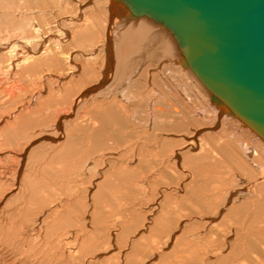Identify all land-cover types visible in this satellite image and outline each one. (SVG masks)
<instances>
[{
	"label": "bare ground",
	"instance_id": "bare-ground-1",
	"mask_svg": "<svg viewBox=\"0 0 264 264\" xmlns=\"http://www.w3.org/2000/svg\"><path fill=\"white\" fill-rule=\"evenodd\" d=\"M0 112V142L4 135L0 146L13 144L12 140L22 146L19 152L10 153L17 154L16 161L9 154L17 171L14 182L18 183L20 171L45 149L46 167L58 178L71 172L80 183L90 184L92 196L87 197L92 201L87 198L88 203L97 208L94 216L91 213V226L86 218L80 220L82 215L78 217V223L88 228L76 226L79 234L83 230L85 236L96 229L105 232L100 222L99 227L94 224L107 215L121 222L113 223L116 229L110 232L117 240L121 237L120 245L128 247L136 239L142 243L161 224L172 231L165 242L166 249L172 248L170 254L183 250L185 239L192 236L218 246L220 241L234 246L243 242L239 252L234 249L232 264H264V137L203 82L176 32L163 20L122 0H0ZM190 126L208 132L198 138L200 129L188 136L184 131ZM48 143L50 148H46ZM219 161L226 163L225 169L218 168ZM232 165L234 173L243 172L239 179L233 174L235 184L226 178V168ZM184 174L188 180L179 184ZM163 178L174 180L178 187L174 190L169 187L173 182H165L158 194L156 188L155 194L150 189L152 193L144 191L143 195L132 189L142 184L162 186ZM228 183L233 188L228 189ZM77 195L67 202L63 199L64 208H72L74 201L83 204L76 200ZM147 200L150 202L143 204ZM55 207L47 206L48 218L37 217L29 232H21L22 239L20 232L15 233L16 240H22L25 247L43 237V227H48L47 242L55 245L51 254L74 257L77 249L72 235L53 229L65 215ZM247 212L248 225L257 228L254 239L247 238L249 242L242 236L243 229L236 227L239 224L230 225V230L226 226ZM131 227H137V232L132 233ZM231 237L236 239L232 242ZM102 238L104 242L106 237ZM62 241L63 246L59 245ZM32 247L33 253L45 249L38 243ZM162 253L153 258L147 253L142 264H153ZM210 258L219 262L224 257L213 252ZM66 260L62 263L69 264Z\"/></svg>",
	"mask_w": 264,
	"mask_h": 264
},
{
	"label": "rangeland",
	"instance_id": "rangeland-1",
	"mask_svg": "<svg viewBox=\"0 0 264 264\" xmlns=\"http://www.w3.org/2000/svg\"><path fill=\"white\" fill-rule=\"evenodd\" d=\"M103 23H104V25L107 23L105 21V19L103 20ZM9 78H10L9 83H12L13 82V80L11 81L12 77L10 76ZM0 114H1V112H0ZM201 127H204V126H201ZM197 129L198 130L195 131L194 128H191V126H190L187 129H185L186 131H184V133L185 134H188V136H189L190 132H192V131L198 132L201 128L198 127ZM199 132H201V133H197L198 134L197 135L198 138H200L204 133L208 132V130H205L204 128H202L201 131H199ZM2 139H4V135H3V138L1 137V142L0 143H2ZM12 142H13V144L11 142L9 144L10 147H9L8 144H7V146L6 145H3V147L0 146V150H2V148H4L2 150V152H0L3 156H5L6 154L9 155L11 152L12 153L13 152H17V151L19 152L21 150L22 146L19 148V146H17L18 145V142L16 143V142H14V140H12ZM15 144H16L18 150H17L16 146H14ZM48 147H49V143L46 145V148H48ZM14 150H16V151H14ZM44 150L45 149H42L40 152H38L32 158L33 160L35 159L34 160L35 162L31 159L33 162H30V164H29L28 167H25L23 170L20 171L19 176H18L19 177L18 178V183L14 182L15 181L14 180L15 179V176L17 174V171H15L16 167L14 165V161H16V159L18 158L17 154H15V155L14 154H10L12 157L13 156H16V157H13L15 160L13 158L11 159V156L10 155H9L10 158H8L9 156H7V155L5 157L0 156V201H1L0 202V234H1L0 235V264H58V262H59V264H64V263H62V261L65 262L66 257H67V260L66 261H68L69 264H84V263L85 264H122V261H125V262L127 261L128 262V263L126 262L127 264H135L136 262H137V264H142L148 258H153L151 256H154L155 257L156 256V253L158 254L160 252H163L161 254L162 257L157 258L158 260L154 261V263H157V264H173L175 262V264L176 263L181 264V261H182V264H218V263L219 264H232V262L234 260L233 259L234 249L237 248V250L239 252L243 248V246L241 245L243 242H241L238 246H234V244H227V243H224L223 241H220L219 243H216V244H219V246H218V245L213 244L212 242H207V241H201V242L199 241L198 242L197 240H199V238L192 239V236H191V238H186L185 241H184V243L182 244V247H184L183 250H181V249L178 248L177 251H176V253L170 254L172 248H170V245H169V249H166L167 243H165V242H168L169 235H170V233L172 231L171 230L169 231V229H167L169 227L168 225H165V227H163V226L161 227V224H159L160 227L155 232H153V235L152 234H151L152 236L151 235H148V237L146 238V240H144L142 243H138L137 242V239H136L134 241V243L133 242H131V244L128 243V247H127L123 243H121L122 245L119 244V240H120V242L123 241V240H121V237H118L117 236L118 239H119V240H117L116 238H113L114 235L111 234L112 233L111 231H113V229H116V228H113L112 227L113 225L116 227V225L113 224V223H117V224L120 225L121 222H116V218H113V217L112 218H108L107 215H105V217L101 221L100 220L98 221L96 219L97 220L96 221L97 223L95 222V224H94V226H98V227L102 224L101 225V228H103V229L106 228L108 230V231H106V229H105V232H104L103 230H101L99 228L100 231H103V232H101V233L104 234V235L102 234V236H105L107 238V236L109 235V237L107 239L105 237H103V238L101 237V233H100V231L98 229H96L95 231L92 232L91 231V228H90L89 231H91V233H88L87 236H85L86 234H83V233H85L84 230H83V232L81 231L82 233L80 232L82 234L81 235V234H79V230L78 229L85 228V229L88 230V228L87 227H82L83 223H80L81 221L78 223L79 218H80V220H83V221L86 218L85 221L87 220V223L89 222V225H90L91 224L90 223L91 221H89V220L91 219L90 218L91 213H92V216H94L93 215L94 214V211L93 210L95 208H97L95 203H94L95 204V207H94L93 203H90V204L88 203L89 200L92 201L91 198L87 197L88 194H90V197L92 196V193H90V191H89V185L90 184L89 183H87V184L80 183L79 180H78V177H76L75 174L72 175L71 172H67L66 175H63L64 177L61 176L60 178H58V176L55 174V172L53 170H50L49 169L50 167H46V163L45 162H47L48 160H47V158H45L46 156L44 155L45 154L44 153L45 152ZM4 152H6V153L3 154ZM167 152H169V150ZM173 152L175 153L174 150H172V152L170 151V153H173ZM174 153L173 154H170L171 157H173ZM170 155H168V156H170ZM28 159H29V157H28ZM225 165H226V163L224 164V163H222L220 161L217 164V166H218L219 169H220V167L222 169H225ZM33 167L35 168L34 171H33ZM29 168H31V169H29ZM230 168H233L234 169V166L232 165L230 167H227L226 168V171L229 170V171H227V172H229V174L226 175V173H227L226 172L225 175L228 176V177H226L228 180L231 179L230 180L231 183L233 182V184H235V182L237 181V179L235 180L233 176L236 175V177L239 179V175L238 174L241 175L243 172L242 171L239 172V171L236 170L235 173H234V171H231ZM222 169H220V170H222ZM36 170H38V171H36ZM220 172H225V170L224 171H220ZM186 175H187V173H186ZM186 175L184 174V176H182L180 178L181 179L180 180L181 182L178 181V182H180L179 184H181V183L184 184L185 182H187L188 178H187ZM35 176L37 178H35ZM38 176L40 178V181H39ZM66 176H67V178H66ZM44 177H46L45 180H44ZM242 177H243V174H242ZM33 179H35V182L32 181ZM233 179H234V181H233ZM162 180H163V182H161V185H162V183H165V182H168V183H170V182L172 183L173 182L172 184H170L171 186L169 185V187H171L172 189H174V187L177 188L178 185H179L178 184L176 186V184H174V180L173 179H172L173 181H171V179H168L167 180V178H163ZM36 181H38V183ZM13 183H14V185H13ZM74 183H77V186H73ZM231 183H228L227 184L229 186L228 189L229 188H233V187H231L233 185ZM164 185H166V183L162 185L163 187L162 186L147 187L146 184H142L141 186H139L140 188L138 186H135V187L133 186L132 189L135 188V190L140 191L139 195H141V194L143 195L144 191L145 192H148V193L149 192L152 193V191H153L154 194H155L156 193L155 191H156V188H157V193L156 194H158V191L159 190L165 189L164 188L165 187ZM32 186H34V187H32ZM86 186H88L87 189H86ZM77 187H78V189H77ZM158 187H160V188H158ZM150 189H152V191ZM70 190H71V192H69ZM84 190H85V192H84ZM86 190L88 192H86ZM141 191H142V193H141ZM72 192L74 194H71ZM75 192H76V195L78 193L76 200H78L79 202L80 201H83L84 203L86 202V205H87V203H88V205L87 206L85 205L86 206L85 207L83 205L84 203L83 204H82V202H80V203L77 202L76 203L74 201V203L76 205H78V206L74 205L73 202H70V203H73L72 204V208L73 209L71 208L70 205H69L70 208H69V206H66L64 208L65 205L63 204L64 205L63 206L61 203H64V201H66L67 199L69 200V199H72V198L76 197ZM68 194H69V196H68ZM81 194H83V195L81 196ZM85 198H86V200H85ZM87 198H89V200ZM63 199H64V201H63ZM57 200L60 201L59 204H61V206H63V208L62 207L61 208L59 207L60 205L57 203ZM3 201H4L5 204L3 203ZM148 202H150V201H148V200L147 201H144L143 204H146ZM8 203H9V205H8ZM66 204H68V203H66ZM54 205L55 206H58L59 207V208L57 207L58 210L59 209L61 210V211L59 210V212L61 214H65V215H63L62 220H60L59 223H58V225H56L53 229H55V231L58 232V233H60V234L61 233H64V234L67 235V234L70 233L69 236L72 235V242L74 240V242H73L74 244L73 245L76 247V249H77L76 251L79 252V253H76L75 254L76 251H74V255H75L74 257L72 255L69 258L66 255L65 257L64 256H62V257L60 256L58 258H55L53 256L54 252H53V254H51L52 253V250L54 249V246L55 245H53L54 243L47 242L48 235H47L46 232H47V228L48 227H43V230L45 231V234L43 235V237H41V236L38 237V241L40 240L39 242L38 241H36V242L34 241L32 243H26V244H29V245L31 244V245L30 246L29 245H24L25 247H22V242H20V241H22L20 239H22L23 234L25 232H27V231L29 232L30 228L33 227V224H34L33 222L35 221V219L37 217L39 218V216L40 217H43L44 216V217H47L48 218L47 215H49L48 214L49 212H48L47 206H49V208L53 209L55 207ZM73 205H74V207H73ZM80 205L83 206V207H80L79 208ZM186 206H191V205L188 204ZM85 208H88V209H85ZM64 209L66 210V212H65ZM184 209H186V208H184ZM63 210H64L65 213L62 212ZM82 210L84 212H86L87 215H85L84 212H83L84 213L83 214L81 212ZM91 211H93V212H91ZM57 213H58V211H56V214ZM240 214H242V213H240ZM58 215H59V213H58ZM81 215H82V217H79ZM237 216H238V214L235 217H237ZM244 216H245V218H244ZM249 216H250V212L249 213L247 212L243 216L240 215L239 216L240 218L237 217L233 221H230L228 225H226L229 228L230 225H235L236 226V224H239L236 227H240V228L243 229L242 230V232H243L242 233V236L244 235L243 236L244 239L246 237V239H245L246 242H249V241H251V240L254 239L255 235H253V234L257 230V228L254 227L253 225H248V221L247 220H249V218H248ZM107 219H109L110 222ZM237 219H238V221H237ZM240 219H241V221H243V224H240ZM128 222H129V220H128ZM161 223L163 224V222H161ZM48 224H49V222L47 221V225ZM96 224H98V225H96ZM240 225H242V226H240ZM76 226H79V228L77 229ZM108 227H109V229H108ZM253 227L256 228V229H250V228H253ZM135 228H134L135 229L134 230L131 227L130 231L133 230L132 233L133 232L136 233L137 232V227H135ZM117 230H118V228H117ZM229 230H230V228H229ZM73 231H74V234H73ZM98 231H99L100 234L98 233ZM250 231H252L253 233L250 232ZM18 232H20V233L21 232H24V233H21V235L19 233V235H20L21 238L18 237L20 239L19 240H16V238H17L16 235L18 234ZM94 232H96L98 235H100V238L98 237V235L95 237ZM15 233H17V234H15ZM162 233H163V235H162ZM195 233L197 234V231H195ZM145 234L146 233H144V235ZM154 234H155V236H154ZM196 234H194V235H196ZM164 235H166V236H164ZM82 236L83 237H86V239L85 238L83 240L80 239ZM13 237H14V240H13ZM55 237H57V235ZM110 237H111V239H110ZM64 238L65 237H62V239H64ZM101 238L102 239L105 238V241L103 242V240H100ZM231 238H233V239H231L232 242L236 239V237H231ZM247 238H248L249 241L247 240ZM10 239L13 240V241H11V243H10ZM52 240L53 239L50 238V241L51 242H52ZM55 240H57V239L54 238V241ZM79 240H81V241L79 242ZM99 240L102 243H100ZM191 240H193V241H191ZM115 241H116V243L117 242L118 243L117 244L114 243ZM147 241H148V243H147ZM17 242L21 243V246H20L19 249H17V248L19 247L20 244L17 243ZM63 242L64 241H62V244H59V245L63 246V244H64ZM37 243H38V247H42V248H45V249H43L40 253L39 252L33 253L35 251L34 248L33 247L32 248H29V247H31V246L37 247ZM159 243H160V245H159ZM5 244H7V245H5ZM15 244L17 245V248H15L16 247ZM46 244H48V245H46ZM11 245L14 246V247H12ZM158 245L159 246H162L163 249H161L162 247L158 248L159 247ZM86 246H87V248H86ZM116 246H118V248ZM152 246L155 248V250H154V252L151 253V251L154 249V248H152V249L150 248ZM228 246H230V247H228ZM7 247L9 248V250L7 249ZM10 247H12V248H10ZM57 247H58V245H57ZM99 247H101L100 248L101 250L99 249ZM126 247L128 249L125 250ZM139 247H141L140 250H138ZM231 247H234V248H231ZM240 247H241V249H240ZM22 248H27V251L26 252L25 251L23 252V250H25V249H22ZM135 248H137V249H135ZM157 248H158V250H157ZM31 249H32L33 252H31ZM108 249H110V252H108L109 251ZM121 249L123 251H121ZM213 249H215L216 251L215 250L213 251ZM136 250H138V252ZM29 251H30V253H29ZM128 251L131 252V253H129ZM146 251H147V253H149V255L146 253ZM18 252H21L22 254H20ZM120 252H121V254H120ZM213 252H219L221 254V257H224V258L223 259H220L219 262L216 261V260H211L210 254H212ZM31 253H33L34 255L36 254V255L35 256L33 254L31 255ZM224 253H226V254H224ZM23 254L25 255L24 258L22 256ZM77 254H78V256H77ZM140 254H141V256H140ZM142 254H143L144 258H142ZM163 254H166V255H163ZM27 255H29V257L31 256V258H33V259L29 258ZM51 255L53 256V259L51 258L52 257ZM147 255H148V258H147ZM26 256L28 258H26ZM32 256H34V257H32ZM113 256H114V258H113ZM125 256H126V258H125ZM130 256H131V258H130ZM139 256H140V259H137V258H139ZM16 257H18V260L19 261L16 260L17 259ZM72 257H73V259H72ZM34 258H36V260ZM63 258H65V259H63ZM25 259H27L26 260L27 262L24 261ZM29 260H30V262H29ZM132 260H134V263H133ZM204 261H205V263H204ZM65 264H67V263H65Z\"/></svg>",
	"mask_w": 264,
	"mask_h": 264
},
{
	"label": "water",
	"instance_id": "water-1",
	"mask_svg": "<svg viewBox=\"0 0 264 264\" xmlns=\"http://www.w3.org/2000/svg\"><path fill=\"white\" fill-rule=\"evenodd\" d=\"M170 25L207 86L264 137V0H122Z\"/></svg>",
	"mask_w": 264,
	"mask_h": 264
}]
</instances>
